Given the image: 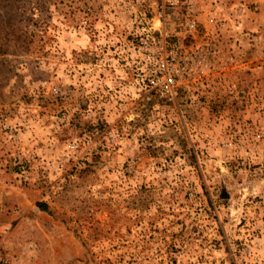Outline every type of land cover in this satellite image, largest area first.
I'll return each mask as SVG.
<instances>
[{
	"label": "rangeland",
	"instance_id": "obj_1",
	"mask_svg": "<svg viewBox=\"0 0 264 264\" xmlns=\"http://www.w3.org/2000/svg\"><path fill=\"white\" fill-rule=\"evenodd\" d=\"M0 264H264V0H0Z\"/></svg>",
	"mask_w": 264,
	"mask_h": 264
},
{
	"label": "built area",
	"instance_id": "obj_2",
	"mask_svg": "<svg viewBox=\"0 0 264 264\" xmlns=\"http://www.w3.org/2000/svg\"><path fill=\"white\" fill-rule=\"evenodd\" d=\"M148 24V22H146ZM189 31L195 29L194 21L187 22ZM143 31L148 32V26L142 27ZM168 60L161 58L158 63V70H154L148 77V87L152 91L158 92L160 96L167 100H172L176 97L179 79L175 72L168 69Z\"/></svg>",
	"mask_w": 264,
	"mask_h": 264
}]
</instances>
